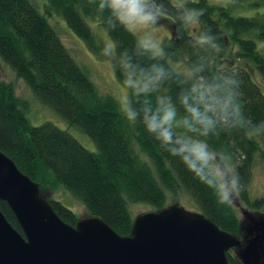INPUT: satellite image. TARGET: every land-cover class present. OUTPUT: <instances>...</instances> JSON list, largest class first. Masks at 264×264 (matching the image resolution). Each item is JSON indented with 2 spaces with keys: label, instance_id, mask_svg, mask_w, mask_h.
I'll return each mask as SVG.
<instances>
[{
  "label": "trees",
  "instance_id": "1",
  "mask_svg": "<svg viewBox=\"0 0 264 264\" xmlns=\"http://www.w3.org/2000/svg\"><path fill=\"white\" fill-rule=\"evenodd\" d=\"M255 6L264 5L257 0ZM100 0H46L41 14L29 0H0V60L23 81L35 100L48 107L69 127L85 134L96 152L85 149L68 132L44 123L33 126L26 118L24 103L15 96L12 84L0 82V151L8 156L24 175L38 184L41 196L57 216L75 226L76 215L49 193L68 192L80 202L87 215L100 217L116 234L127 236L132 204H146L159 211L168 197L186 194L204 215L222 230L235 232L238 219L232 205L218 203L212 191L201 184L179 162L163 151L144 132L138 120L127 122L119 113L117 100L101 94L85 69L76 64L63 46L47 17L56 15L93 54H102L104 45L88 25L95 22L105 31L113 45L114 74L125 85L126 78L142 79L150 75L152 65L165 69V78L155 91L134 95L127 87L132 107L139 110L148 102L155 107L157 96L170 97L178 118L185 115L178 97L200 77L223 83L224 77L240 82L234 103L240 113L227 125L218 124L205 139L210 148L236 164L241 176L240 199L252 210L264 211V198L251 201L247 186L256 159L264 163V95L256 74L264 82V51H258L254 38L264 41V14L252 17L232 16L229 10L207 0H183L173 5L169 0H154L160 13L168 18L172 35L161 42L162 56H153L139 47L137 37ZM189 10H202L197 27L190 31L184 17ZM167 21L166 19H159ZM212 41L201 43L200 37ZM182 58L190 79L172 64ZM128 65V67H125ZM126 86V85H125ZM221 95H226L221 91ZM252 132V135L249 133ZM180 204L179 200L174 202ZM8 223L22 235L8 205L0 202Z\"/></svg>",
  "mask_w": 264,
  "mask_h": 264
},
{
  "label": "water",
  "instance_id": "2",
  "mask_svg": "<svg viewBox=\"0 0 264 264\" xmlns=\"http://www.w3.org/2000/svg\"><path fill=\"white\" fill-rule=\"evenodd\" d=\"M0 202L22 231L0 210V264H228L225 253L239 245L235 234L180 204L137 215L127 236L94 215L81 216L71 226L1 151ZM256 243L262 244V236ZM252 246L253 241L240 255L244 264H257Z\"/></svg>",
  "mask_w": 264,
  "mask_h": 264
},
{
  "label": "clouds",
  "instance_id": "3",
  "mask_svg": "<svg viewBox=\"0 0 264 264\" xmlns=\"http://www.w3.org/2000/svg\"><path fill=\"white\" fill-rule=\"evenodd\" d=\"M98 7L105 8L125 27L148 26L156 23L160 6L154 0H100ZM202 10H189L184 19L194 22L202 15ZM210 36L200 37L201 43L212 41ZM139 47L150 51L153 56H162L163 50L151 40L139 41ZM111 47L104 50L107 55ZM128 67V65H125ZM151 74L142 79H133L130 74L125 85L133 90L134 95H147L155 91L165 78V69L152 65ZM240 82L231 77H224L223 83L208 82L200 77L186 92H182L179 103L185 115L178 118L176 105L170 97L157 96L155 107L145 102L139 110L132 107L127 95L117 101L119 113L130 124L138 120L144 132L151 136L159 147L170 156L178 158L184 168L195 179L210 189L218 203L231 205L242 189L241 176L236 172L228 158L218 154L205 139L193 138L176 131L183 129L184 133H197L199 137H207L213 133L218 124L227 125L233 115L240 113L239 105L234 103ZM226 95H221V91ZM257 130L264 128V122L254 126ZM253 133L250 132L249 135Z\"/></svg>",
  "mask_w": 264,
  "mask_h": 264
},
{
  "label": "rangeland",
  "instance_id": "4",
  "mask_svg": "<svg viewBox=\"0 0 264 264\" xmlns=\"http://www.w3.org/2000/svg\"><path fill=\"white\" fill-rule=\"evenodd\" d=\"M35 5L41 14H44V6L46 0H29ZM173 5H180L183 0H169ZM210 4L220 5L229 10L232 16L241 17H252L256 14H264V5L255 6L257 0H207ZM159 19H166L163 22L157 19L156 23L148 26H128L127 28L141 40H151L159 48H161V42L169 40L171 38V24L168 18L163 15H159ZM49 25L54 29L58 38L62 42L63 46L68 50L71 57L74 59L76 64L81 68L85 69L88 73L89 78L95 84L96 88L101 94H109L113 96L117 101L124 95L128 96L127 87L122 85L114 74V56H113V45L105 31L100 28L97 23L89 22L93 33L96 38L104 45L102 48V54L96 55L88 50L86 45L68 28L62 18L56 15L47 17ZM197 27L196 22H190L189 29L194 31ZM195 32V31H194ZM193 32V34H194ZM255 44L258 51H264V41L255 39ZM111 47V51L106 55L104 50ZM178 73L190 79L189 72L185 67L184 60L182 58L176 64H172ZM258 83V87L261 93L264 95V82L259 79L256 74H253L252 80ZM0 82L12 84L14 88V94L24 103L26 109V118L29 123L33 126H40L44 123H50L59 129L68 132L74 137L85 149L90 152H96L94 143L80 131L69 127V125L52 112L48 107L41 105L33 97L30 90L26 85L18 79L13 71L0 60ZM229 160V159H228ZM236 170V164L229 160ZM248 198L253 201L264 198V163L259 159H256V163L253 165L250 174V181L247 186ZM50 198H56L64 206L70 209L78 216L86 215V212L79 201L74 199L68 192L59 190L57 193L48 195ZM179 200L181 206L187 211L197 212L196 205L190 200L186 194H182L179 197L173 198L168 197L167 204H175L174 202ZM234 211L238 213L243 220L244 212L250 213V215L257 214L247 206L245 202L240 199L239 194L235 198V202L231 204ZM132 219L142 213L152 211V208L146 204H132L129 208ZM263 211V210H260Z\"/></svg>",
  "mask_w": 264,
  "mask_h": 264
},
{
  "label": "flooded vegetation",
  "instance_id": "5",
  "mask_svg": "<svg viewBox=\"0 0 264 264\" xmlns=\"http://www.w3.org/2000/svg\"><path fill=\"white\" fill-rule=\"evenodd\" d=\"M252 212H256L257 214L250 215V213L244 212V221H242L240 215L235 212L238 219V226L235 229V232L230 233L237 236L239 245L231 247L225 253L228 264H244L240 259V255L251 245L252 241L253 249L256 248L255 253L257 264H264V211L255 210ZM261 236L262 244L256 243V240Z\"/></svg>",
  "mask_w": 264,
  "mask_h": 264
}]
</instances>
